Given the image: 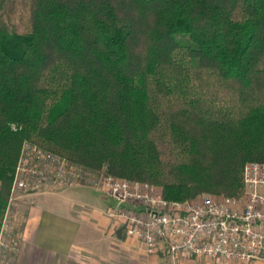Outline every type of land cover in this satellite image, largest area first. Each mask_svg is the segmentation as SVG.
<instances>
[{
    "label": "trees",
    "instance_id": "1",
    "mask_svg": "<svg viewBox=\"0 0 264 264\" xmlns=\"http://www.w3.org/2000/svg\"><path fill=\"white\" fill-rule=\"evenodd\" d=\"M24 142L167 200L240 195L264 0H0V223Z\"/></svg>",
    "mask_w": 264,
    "mask_h": 264
},
{
    "label": "built area",
    "instance_id": "2",
    "mask_svg": "<svg viewBox=\"0 0 264 264\" xmlns=\"http://www.w3.org/2000/svg\"><path fill=\"white\" fill-rule=\"evenodd\" d=\"M14 128V125H13ZM237 196L167 200L154 184L109 174L94 175L70 161L24 142L15 165L11 196L0 223V264L19 251L15 194L87 185L114 200L106 215L147 254L169 264H252L264 261V163L246 162Z\"/></svg>",
    "mask_w": 264,
    "mask_h": 264
},
{
    "label": "crops",
    "instance_id": "3",
    "mask_svg": "<svg viewBox=\"0 0 264 264\" xmlns=\"http://www.w3.org/2000/svg\"><path fill=\"white\" fill-rule=\"evenodd\" d=\"M15 197L20 244L11 264H169L125 236L106 215L114 202H106V196L93 187L18 191Z\"/></svg>",
    "mask_w": 264,
    "mask_h": 264
},
{
    "label": "rangeland",
    "instance_id": "4",
    "mask_svg": "<svg viewBox=\"0 0 264 264\" xmlns=\"http://www.w3.org/2000/svg\"><path fill=\"white\" fill-rule=\"evenodd\" d=\"M249 162V161H248ZM259 192L260 193H262L263 195H264V187L263 188H261L260 190H259ZM203 195H209V196H221V195H225L224 193H210V194H206V193H204V194H202V195H200V196H203ZM105 200H106V202H114V200L113 199H111L110 197H105ZM17 223H18V219H17V221H16V223H15V227L17 228Z\"/></svg>",
    "mask_w": 264,
    "mask_h": 264
}]
</instances>
